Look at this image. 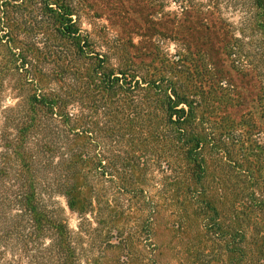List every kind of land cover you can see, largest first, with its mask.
<instances>
[{
  "label": "trees",
  "instance_id": "trees-1",
  "mask_svg": "<svg viewBox=\"0 0 264 264\" xmlns=\"http://www.w3.org/2000/svg\"><path fill=\"white\" fill-rule=\"evenodd\" d=\"M206 1L170 53L0 0V264H264V0Z\"/></svg>",
  "mask_w": 264,
  "mask_h": 264
},
{
  "label": "rangeland",
  "instance_id": "rangeland-1",
  "mask_svg": "<svg viewBox=\"0 0 264 264\" xmlns=\"http://www.w3.org/2000/svg\"><path fill=\"white\" fill-rule=\"evenodd\" d=\"M87 8L86 16L81 18L83 29L91 30L94 26L97 29L106 30L112 35H117L119 39L125 42H131L136 47L145 46L149 38L158 39L161 48L173 53L176 49L171 40H166V12L179 11V0H83ZM205 5L213 4L206 0H201ZM222 2V3H221ZM221 14L224 18L236 22L239 15L231 14L227 10L222 0ZM157 5L153 7V5ZM126 49H130L128 46ZM8 103V102H7ZM1 147V146H0ZM1 150V149H0ZM64 206L63 199H58ZM69 227L76 231V216L68 211L65 213ZM5 260L14 259V253L7 251L3 254ZM24 264V263H19Z\"/></svg>",
  "mask_w": 264,
  "mask_h": 264
}]
</instances>
